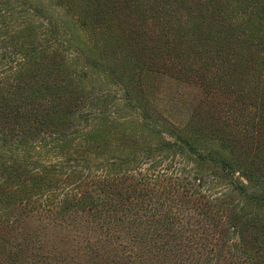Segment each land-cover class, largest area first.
Wrapping results in <instances>:
<instances>
[{"label":"trees","instance_id":"obj_1","mask_svg":"<svg viewBox=\"0 0 264 264\" xmlns=\"http://www.w3.org/2000/svg\"><path fill=\"white\" fill-rule=\"evenodd\" d=\"M0 264H264V0H0Z\"/></svg>","mask_w":264,"mask_h":264}]
</instances>
